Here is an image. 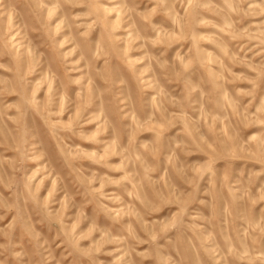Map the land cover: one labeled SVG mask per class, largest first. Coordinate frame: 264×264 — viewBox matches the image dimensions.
Masks as SVG:
<instances>
[{
	"label": "rangeland",
	"instance_id": "1",
	"mask_svg": "<svg viewBox=\"0 0 264 264\" xmlns=\"http://www.w3.org/2000/svg\"><path fill=\"white\" fill-rule=\"evenodd\" d=\"M0 264H264V0H0Z\"/></svg>",
	"mask_w": 264,
	"mask_h": 264
}]
</instances>
